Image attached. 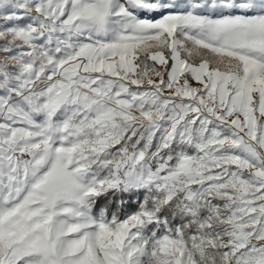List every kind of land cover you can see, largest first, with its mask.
Wrapping results in <instances>:
<instances>
[{
    "label": "rangeland",
    "instance_id": "obj_1",
    "mask_svg": "<svg viewBox=\"0 0 264 264\" xmlns=\"http://www.w3.org/2000/svg\"><path fill=\"white\" fill-rule=\"evenodd\" d=\"M0 37L18 66L12 86L0 78V264H89L87 251L95 264H197L166 236L151 243L139 216L112 228L85 200L107 187L170 198L204 180L239 203L226 258L264 264V0H0ZM163 47L168 80L137 79L138 54L162 64ZM62 108L75 117L54 119ZM121 118L195 132L205 152L154 166L123 150L97 177L84 159L118 139Z\"/></svg>",
    "mask_w": 264,
    "mask_h": 264
},
{
    "label": "trees",
    "instance_id": "obj_2",
    "mask_svg": "<svg viewBox=\"0 0 264 264\" xmlns=\"http://www.w3.org/2000/svg\"><path fill=\"white\" fill-rule=\"evenodd\" d=\"M3 38L0 37V54H6ZM162 50L166 57L162 64L149 59L147 52L138 54L135 59L137 79L155 74L164 81L168 80L172 61L169 49L163 47ZM199 50L204 54L210 52L207 48ZM198 54L194 51L181 53L191 63L201 60ZM0 69L6 73V76L0 77L1 80L6 79L5 85L12 86L18 66L0 59ZM71 111V108H62L53 117L69 122L75 117ZM117 122L121 127L118 139L109 143L98 155L88 151L84 159L86 168L97 177H106L112 173L114 162L123 150H142L145 156H150L154 166L161 162L173 166L179 155L202 157V152H205L202 147L205 144L195 132L187 134L186 137H165L162 129L145 121L121 118ZM86 132L89 137L92 136L90 131ZM228 169L232 170L234 166L229 165ZM221 175L225 177L224 172ZM209 184L210 181L206 180L188 185L184 182L177 183L178 186L170 198H166L162 189L157 187H107L88 194L85 204L93 217L102 216L112 228L131 215L139 216L143 220L142 230L151 243L166 236L177 242L197 264H233V259L230 256L226 258L225 255L228 246L222 247V243L232 239L236 232L239 203L227 191L229 187H209ZM226 185L230 186V183L227 182ZM187 190L194 193L192 199L186 196Z\"/></svg>",
    "mask_w": 264,
    "mask_h": 264
},
{
    "label": "bare ground",
    "instance_id": "obj_3",
    "mask_svg": "<svg viewBox=\"0 0 264 264\" xmlns=\"http://www.w3.org/2000/svg\"><path fill=\"white\" fill-rule=\"evenodd\" d=\"M86 38H90L92 41H95L96 43L97 42H101V43H103L102 41V39L101 38H97V37H95V36H93L92 34H91V32L89 33L88 32V34L86 35ZM2 153V152H1ZM1 155V154H0ZM4 157V156H3ZM58 231V230H57ZM86 259L88 260V262H89V264H95V262H94V260H93V257H92V255H91V253L89 252V251H87L86 252Z\"/></svg>",
    "mask_w": 264,
    "mask_h": 264
},
{
    "label": "crops",
    "instance_id": "obj_4",
    "mask_svg": "<svg viewBox=\"0 0 264 264\" xmlns=\"http://www.w3.org/2000/svg\"><path fill=\"white\" fill-rule=\"evenodd\" d=\"M178 62H180L181 63V61L179 60ZM180 63H178V64H180ZM179 67L182 69L183 67L181 66V65H179ZM186 68V66H184V69Z\"/></svg>",
    "mask_w": 264,
    "mask_h": 264
},
{
    "label": "water",
    "instance_id": "obj_5",
    "mask_svg": "<svg viewBox=\"0 0 264 264\" xmlns=\"http://www.w3.org/2000/svg\"><path fill=\"white\" fill-rule=\"evenodd\" d=\"M199 148V147H198ZM200 149V148H199ZM201 150V149H200ZM202 152V151H201ZM203 153V152H202Z\"/></svg>",
    "mask_w": 264,
    "mask_h": 264
}]
</instances>
